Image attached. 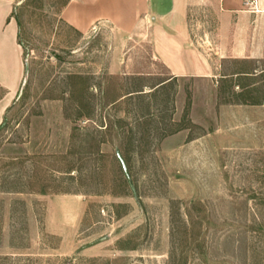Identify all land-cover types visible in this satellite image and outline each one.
Wrapping results in <instances>:
<instances>
[{"label":"rangeland","instance_id":"obj_1","mask_svg":"<svg viewBox=\"0 0 264 264\" xmlns=\"http://www.w3.org/2000/svg\"><path fill=\"white\" fill-rule=\"evenodd\" d=\"M68 1L12 7L0 264H264V117L238 105L264 103V73L172 79L110 24L66 25Z\"/></svg>","mask_w":264,"mask_h":264},{"label":"crops","instance_id":"obj_2","mask_svg":"<svg viewBox=\"0 0 264 264\" xmlns=\"http://www.w3.org/2000/svg\"><path fill=\"white\" fill-rule=\"evenodd\" d=\"M16 1L0 0V62L5 54L13 56L11 64L0 66L2 86L14 85L19 77L17 28L10 17ZM244 1L69 0L60 17L80 33L106 23L131 39L147 43L152 59L172 79L210 78L218 83V78H254L264 73V0H254L252 6H244ZM225 61L257 67L251 72L217 74V63ZM234 86H240L241 92L247 89ZM238 105L263 119L262 101L243 98Z\"/></svg>","mask_w":264,"mask_h":264},{"label":"trees","instance_id":"obj_3","mask_svg":"<svg viewBox=\"0 0 264 264\" xmlns=\"http://www.w3.org/2000/svg\"><path fill=\"white\" fill-rule=\"evenodd\" d=\"M164 82H166V81H164ZM164 82H162V83H164ZM163 86V85H162ZM238 88H241L240 86H238ZM137 92H141V91H135V93H137ZM128 95H130V94H128ZM4 96V90H2V88L0 87V99H2V97ZM133 95H130L128 98H130V97H132ZM122 97H124V96H121V97H119L117 100H115L113 103H116L119 99H121Z\"/></svg>","mask_w":264,"mask_h":264},{"label":"built area","instance_id":"obj_4","mask_svg":"<svg viewBox=\"0 0 264 264\" xmlns=\"http://www.w3.org/2000/svg\"><path fill=\"white\" fill-rule=\"evenodd\" d=\"M253 3H254V0H246L244 1V6H252Z\"/></svg>","mask_w":264,"mask_h":264},{"label":"water","instance_id":"obj_5","mask_svg":"<svg viewBox=\"0 0 264 264\" xmlns=\"http://www.w3.org/2000/svg\"><path fill=\"white\" fill-rule=\"evenodd\" d=\"M4 123L0 126V129L3 127Z\"/></svg>","mask_w":264,"mask_h":264}]
</instances>
